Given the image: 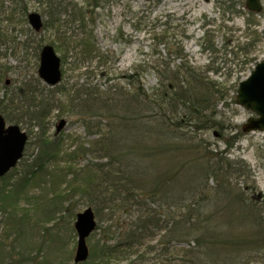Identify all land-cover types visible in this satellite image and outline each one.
Segmentation results:
<instances>
[{
    "label": "trees",
    "instance_id": "1",
    "mask_svg": "<svg viewBox=\"0 0 264 264\" xmlns=\"http://www.w3.org/2000/svg\"><path fill=\"white\" fill-rule=\"evenodd\" d=\"M46 4L43 29L57 37L62 64L66 54L73 63L107 61L80 8ZM219 8L222 16L253 17L242 1L225 0ZM249 16L246 24L253 23ZM208 35L202 48L212 51ZM159 37L166 53L134 65L119 77L125 85L101 90L83 83L67 93L64 107L81 117L91 139L65 145L69 137L49 138L50 97L31 85L4 95L5 121L24 125L28 118L37 132L26 131L34 136V154L0 178V264H75L73 248L52 228L75 218V197L93 210L100 232L89 236V257L77 264H264V195L254 198L242 160L209 150L196 136L226 131L217 110L221 87L209 80L212 69L188 63L181 41L170 44L165 31ZM147 74L155 78L149 88ZM230 139H222L228 149Z\"/></svg>",
    "mask_w": 264,
    "mask_h": 264
},
{
    "label": "rangeland",
    "instance_id": "2",
    "mask_svg": "<svg viewBox=\"0 0 264 264\" xmlns=\"http://www.w3.org/2000/svg\"><path fill=\"white\" fill-rule=\"evenodd\" d=\"M46 1L0 0V107L6 101L5 94L21 89L23 91L27 85L28 88L31 85L37 95L50 97L51 107L47 118L49 138L60 135L66 140L69 137L65 145L75 138L86 140L92 135L86 133L81 117L71 115L64 107L67 93L73 92L83 83L101 90L113 84L125 85L119 77L129 74L134 65L140 61L153 62L166 53L165 45L159 43V35L165 31L170 44L181 41L188 63L196 69H212L214 72L208 73L209 80L221 87L218 89L224 99L217 106V110L228 127L220 137L213 130H208L197 133V139L205 141L209 150H228L224 156L229 160H242L251 174L248 185L253 186L254 198L258 202L262 201L264 133H239L237 128L241 130L250 114L236 105L235 96L238 84L250 75L257 63L264 60V0L261 1L260 12L252 13L253 17L248 15L253 20L252 24H246L248 16L238 15L237 12L222 16L219 5L225 0H48L53 3L62 1L65 5L80 8L85 13V22L90 18L86 30L90 31L95 46L107 56V61L99 66L95 61L92 64H81V61L73 63V58L66 54V61L62 64V80L55 87H48L38 78L37 68L41 46L50 43L53 47L57 46V37L45 29L34 32L26 19L29 13L34 12L41 15L45 22L47 17L44 13L48 10ZM61 18L64 19L63 16ZM77 26L74 23L71 29ZM205 32L209 33L210 44L207 45L212 47V51L202 48ZM56 53L62 57L60 52ZM177 63L178 61L174 62ZM74 64H79V67ZM142 77L144 87L149 88L155 84V78L151 74ZM107 78H110L109 83ZM24 120L25 124L19 125L20 128L24 132L32 129L36 133L37 127L27 125L28 118ZM61 120L65 123L57 131ZM87 122L89 121L85 120L90 127L91 122ZM102 122L106 124L105 121ZM31 134L26 150L28 155L35 152L32 145L35 140ZM177 135L180 133L177 132ZM231 136H235L233 141ZM222 139H230L229 149L225 147ZM18 169L19 166L14 170L19 171ZM71 204L70 211L75 214L87 208L76 197ZM69 219L67 217L65 221L53 224L52 228L53 233H59L67 248H73L74 253L75 218L70 221ZM99 233L96 231L95 235L98 236Z\"/></svg>",
    "mask_w": 264,
    "mask_h": 264
},
{
    "label": "water",
    "instance_id": "3",
    "mask_svg": "<svg viewBox=\"0 0 264 264\" xmlns=\"http://www.w3.org/2000/svg\"><path fill=\"white\" fill-rule=\"evenodd\" d=\"M245 7L251 12H260V0H245ZM29 25L35 31L42 27L40 15L30 13L27 16ZM264 35V30H263ZM37 75L48 86H54L61 80L60 59L50 45H44L39 54ZM236 104L251 113L242 125V130L264 132V60L257 63L250 75L238 84L235 97ZM64 125L61 120L59 130ZM27 135L17 125H7L0 115V177L13 169L22 158ZM76 233V246L73 263H81L89 254L87 238L96 227L95 216L91 208H85L75 217L73 224Z\"/></svg>",
    "mask_w": 264,
    "mask_h": 264
},
{
    "label": "bare ground",
    "instance_id": "4",
    "mask_svg": "<svg viewBox=\"0 0 264 264\" xmlns=\"http://www.w3.org/2000/svg\"><path fill=\"white\" fill-rule=\"evenodd\" d=\"M57 129V128H56ZM58 131V130H57ZM58 136H60V135H58ZM62 137V136H61ZM64 137H62V139H63ZM26 154L28 155V152H23V155H22V158L24 159V158H26L27 156H26ZM78 213H80V212H78ZM78 213H76L75 214V217H76V215L78 214ZM95 216V215H94ZM75 221V220H74ZM95 221H96V217H95ZM96 225H97V221H96ZM95 229H96V227H95ZM89 257V254H88V256H87V258Z\"/></svg>",
    "mask_w": 264,
    "mask_h": 264
}]
</instances>
